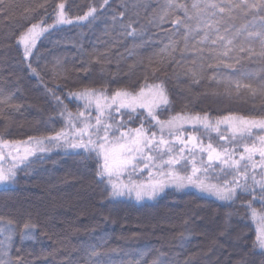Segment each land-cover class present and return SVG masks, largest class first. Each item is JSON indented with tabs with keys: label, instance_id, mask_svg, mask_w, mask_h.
I'll return each instance as SVG.
<instances>
[{
	"label": "trees",
	"instance_id": "obj_1",
	"mask_svg": "<svg viewBox=\"0 0 264 264\" xmlns=\"http://www.w3.org/2000/svg\"><path fill=\"white\" fill-rule=\"evenodd\" d=\"M61 2L74 18L83 15L90 5L99 9L103 0H3L0 6V93L12 97L8 104H0V133L4 140L47 136L63 126L59 108L47 89L59 85L56 95L68 110L76 112L78 103L67 98L69 91L106 85L111 95L117 88L138 89L146 74L149 84L163 81L168 91L171 106L161 112V120L177 113H207L213 120L229 113L264 118V94L260 91L264 87V57L259 55L260 42L247 39L249 32L261 30L259 17L264 12L244 15L234 10L224 15L220 35L225 29L229 37L237 30H246L236 38L235 51H230L223 63L209 54L210 50H224L211 44L217 33L213 32L207 43H201L205 32L197 19L186 21L193 29L187 39L185 26L177 28L171 23L177 17L184 18L182 10L170 12L163 23L158 19L153 22L154 16L163 13L166 0H108L94 21L50 30L26 59L18 38L41 18L51 24V13ZM177 2L184 3L194 15L191 5L196 0ZM43 3H47V16L46 10L38 7ZM125 25L131 26L125 29ZM133 29L138 33L134 37L128 35ZM170 41L175 42V51L160 65L154 54ZM241 47L253 51L241 52ZM152 69H157L154 75ZM53 70L59 73V79L53 80ZM237 83L241 85L239 90ZM243 85L257 89L256 93ZM122 118L128 120L127 115ZM139 124L137 117L127 127L135 129ZM201 129L186 126L184 130L201 135ZM215 135L211 131V139L218 140ZM166 136L170 138L167 133ZM260 136L264 131L254 130L245 143L251 145ZM201 137L204 139V135ZM241 140L238 138L237 144ZM218 142H222L220 138ZM3 150L9 151L7 147ZM80 151L76 155L71 149L65 152L54 148L38 153L29 168L17 172L14 182L0 184V227L12 222L13 259L21 257L24 264H152L157 258L163 264H264V250L254 247L257 225L245 207L252 201V206L261 210L258 185L247 194L240 193L234 201L218 200L192 186L166 188L151 200L112 199L106 181L96 176L94 156L86 157ZM255 171L257 180H264V173L259 168ZM230 178L222 176L220 182ZM212 182H216L215 176ZM65 216L78 232L63 231ZM25 223L31 227L28 238L21 239ZM52 233L57 235L55 240ZM8 234L5 231L0 240ZM93 248L102 255L89 261Z\"/></svg>",
	"mask_w": 264,
	"mask_h": 264
},
{
	"label": "snow or ice",
	"instance_id": "obj_2",
	"mask_svg": "<svg viewBox=\"0 0 264 264\" xmlns=\"http://www.w3.org/2000/svg\"><path fill=\"white\" fill-rule=\"evenodd\" d=\"M3 0H0L2 6ZM108 0H103L99 4V9H104ZM47 12V3L38 5ZM194 15L189 13L188 7L184 3H178L177 0H166L163 13L153 18V22L158 19L161 23L168 19L169 13L174 10H182L184 18L177 17L171 20V23L179 28L184 25L186 29L185 38L187 39L193 29L187 24V20L197 19L198 26H202L205 32L201 43H207L213 32L217 33L216 38L211 40L212 45L221 46L224 50L214 54L216 58L223 63L229 58V52L235 51L234 42L246 28L237 30L229 37L228 29L220 35L221 24L225 14H231L234 10L242 12L244 15L264 12V0H239L227 3L216 2V0H196L191 5ZM67 5L64 2L56 4L51 13L53 22L47 24L44 18L37 23L31 24L27 30L18 38V42L23 45L24 57L27 59L41 40L50 30H55L61 25H72L80 22H92L97 18L99 9L89 6L83 15L70 17L68 15ZM124 13L121 12L120 16ZM219 17V19H213ZM113 21L116 17L113 16ZM261 30L249 32L247 39L258 40L260 42L259 55L264 57V16L259 17ZM256 20H253V24ZM131 25H125V29ZM128 35L136 36L137 31L133 29ZM176 44L170 41L164 45L158 53L154 55L158 58L157 63L163 65L165 57L171 56L175 51ZM171 50V51H170ZM252 53V49L241 47L240 51ZM60 61L57 60V65ZM152 63V57H149V65ZM132 67H135L133 65ZM225 67L231 68L232 64H225ZM30 70L37 76L36 69ZM157 69H152L154 75ZM87 71V69H85ZM147 72V68H146ZM195 76L196 74L193 73ZM53 80L59 79L60 75L53 70ZM59 85L47 89L52 96L54 104L59 108V116L63 120V126L47 136L28 137L23 141L4 140L3 133H0V183H12L15 181L17 172L21 169L29 168L37 154L51 152L54 148L64 149L67 152L72 150L73 154L79 155L81 151L86 157H93L96 160V176L100 181H106L108 196L112 199L121 197H134L137 201L145 198L155 199L163 193L166 188L174 187L183 189L188 186L197 188L201 192L208 193L221 201H234L240 193H249L254 186L260 188L259 201L261 210H257L249 201L245 207L248 209L251 219L256 223V238L254 247L264 250V180H257L256 169L264 172V136L257 137L251 145L245 144L243 152L237 158V139L249 138L253 129L264 131V118H247L229 113L223 117H209L207 113L203 115L177 113L170 115L167 120H161L159 115L171 106L167 88L163 81L148 83V75H145L144 83L138 89L117 88L108 94L107 86L92 88L85 86L81 90L69 91L66 96L78 103V110L72 112L68 110L60 96L56 95ZM241 85L237 83V89ZM245 89H250L256 93L257 89L250 85H243ZM264 94V87L260 89ZM12 97L3 96L0 93V104H8ZM82 105V106H81ZM18 110V109H17ZM93 110L95 116H93ZM143 113V115H141ZM128 116V120L122 117ZM120 116L121 119H116ZM140 118V124L135 129L127 127L134 119ZM151 121V123H149ZM226 126L232 133L231 140L228 137L220 135V140L230 142L233 148L224 147L223 144H214L210 142L205 146L200 137L194 133L185 135L183 130L190 126L193 130L202 127L206 132L215 131L220 134L221 126ZM157 129L161 134L157 137L156 132L151 129ZM102 133V134H101ZM118 133V135H117ZM167 133L171 139L163 135ZM179 133V134H177ZM179 145V152H176V146ZM7 147L9 151L4 152ZM206 154V161L204 159ZM258 155L259 160L255 157ZM167 157V159H165ZM189 165L191 170L189 171ZM219 171L216 172V166ZM147 172L145 179H140ZM214 172L216 182H212ZM230 179H223L222 176H229ZM251 177V184L249 183ZM256 197H253L255 200ZM2 224V221H0ZM30 225L25 223L21 231V239H26L27 231ZM7 231L9 234L0 240V264H24L21 257L12 258L10 248L13 240L12 222L8 221L0 227V236ZM102 255L96 249L89 252L88 259ZM127 264H141V261H128ZM152 264H163L157 258ZM243 264V262H239Z\"/></svg>",
	"mask_w": 264,
	"mask_h": 264
},
{
	"label": "rangeland",
	"instance_id": "obj_3",
	"mask_svg": "<svg viewBox=\"0 0 264 264\" xmlns=\"http://www.w3.org/2000/svg\"><path fill=\"white\" fill-rule=\"evenodd\" d=\"M116 119H119V116H117L116 117ZM223 126V125H222ZM190 129H192L191 127H190ZM254 130L255 131H259V130H257V129H253V131H252V134L251 135H254ZM152 132H156L157 133V137H159L161 134L159 133V131L156 129V131H152ZM183 132L185 133V135L186 134H188V133H194L195 135H197V136H199L200 137V139H201V141L203 142V144L206 146L209 142H210V140H209V137H210V134H211V131H208V132H206L204 129H201V135H204V139L201 137V135L199 134V132H194V131H185V130H183ZM230 130L229 129H226L225 131H221L220 130V134L218 135H215V136H217L218 137V140H219V138H220V135H224V136H226V137H228V139H229V141L231 140V137L232 136H230ZM177 134H179V133H177ZM232 134V133H231ZM117 135H118V133H117ZM164 136H165V138H167V139H171V137L170 138H168L167 136H166V133H164L163 134ZM218 140H217V138H214V139H211V142L214 144V146L215 145H217V144H221V143H223V146L224 147H227V148H229V149H232L233 147H232V144L230 143V142H225V141H222L221 143L220 142H218ZM221 141V140H220ZM246 143H245V139H242L241 141H239L238 142V144H237V153H236V155H237V158L239 157V154L241 153V152H243V146L245 145ZM247 145H249V144H247ZM179 145H177L176 146V152L178 153L179 152ZM241 147H242V149H241ZM204 159H205V161H206V159H207V157H206V154H205V157H204ZM255 159L256 160H259L258 158H256L255 157ZM190 166V165H189ZM190 169H191V166H190ZM215 171L216 172H218L219 171V166L217 165L216 166V168H215ZM214 173V172H213ZM264 173V172H263ZM147 175H148V173L147 172H145L144 174H143V177L144 178H146L147 177ZM213 176H215V175H213ZM1 184V183H0ZM67 217L65 216V218L63 219V227H62V229H63V231H69V233H73V232H78V229L76 230V227H75V225H71L69 222V220L68 219H66ZM74 227H75V229H74ZM62 229H59V230H62ZM76 230V231H75ZM57 233H59V231L57 232ZM52 239L53 240H55L56 239V234L55 233H52ZM67 243V242H66Z\"/></svg>",
	"mask_w": 264,
	"mask_h": 264
}]
</instances>
